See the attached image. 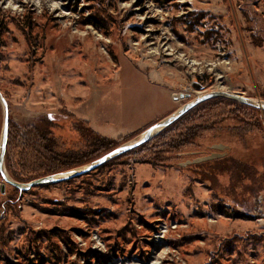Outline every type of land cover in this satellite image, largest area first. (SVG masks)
Segmentation results:
<instances>
[{"label": "rangeland", "instance_id": "374dc122", "mask_svg": "<svg viewBox=\"0 0 264 264\" xmlns=\"http://www.w3.org/2000/svg\"><path fill=\"white\" fill-rule=\"evenodd\" d=\"M0 90L9 179L42 164L24 139L43 117L58 153L87 158L54 173L87 166L199 94L264 101V0H0ZM156 135L29 189L0 171V264H264V111L211 103Z\"/></svg>", "mask_w": 264, "mask_h": 264}, {"label": "trees", "instance_id": "16d2710c", "mask_svg": "<svg viewBox=\"0 0 264 264\" xmlns=\"http://www.w3.org/2000/svg\"><path fill=\"white\" fill-rule=\"evenodd\" d=\"M219 102H231L235 105H242V106H246L248 108H252L253 110H257L258 108L247 104L245 102H240L239 100H235L234 98H230L227 96H214V97H210L207 98L201 102H199L198 104H196L195 106H193L192 108H190L188 111H186L184 114H182L179 118H177L173 123H171L170 125H168L167 127H165L163 130H161L158 135L156 136H161L165 133H168L170 130H172L173 128H175L178 124H184V122H188L189 119H191L193 116H196L198 113H200L203 109H205L207 107L208 104L211 103H219ZM1 100H0V117H1ZM226 116V114L224 113H220L218 115H213L212 117L206 119L204 118L202 121L199 122H195V123H191L190 125H187L186 128H184V130H182L180 132V134L184 131V133H182L181 135V142L182 144L184 143H188L189 140L193 139L194 137L197 136V134L200 131L206 130L209 127H212L214 121L216 120H223ZM53 125V122L51 121L50 118L48 117H43L39 123H37L34 127H33V131L30 133V135H32V139L28 138V139H24L26 145L28 146L27 142L33 147L34 150V156L36 157L37 155H39V158L42 160V164L40 166H38L37 168L34 169H30L29 174L30 177H24L20 174H17L18 176L15 175V173L12 170L11 164L7 163V166L9 168V170H11V172L14 174V176L16 177L17 180H21L22 178H26L27 180L30 181V179L32 180V178L36 177H42V176H46V175H50V174H55L54 172L56 170H58L57 167H60L61 169H66L69 168L71 166H74L76 164H79L81 162H84L83 160H87L86 159H79V157L77 158L75 155L73 154H60L56 151V146H57V142H56V138L55 136L52 135L53 131L51 130V127ZM177 135V136H178ZM155 136V137H156ZM154 138V137H153ZM153 138L149 139L148 141L142 143L141 145L133 148V152L136 153V151H145L146 147L150 144L151 140H153ZM106 142H101L96 144L97 148L96 150H104L105 151H111L113 148H116V144L114 140H107L105 139ZM177 146L171 145L170 148H176ZM165 150V147H163ZM131 150L125 152V153H130ZM95 152V151H94ZM132 152V153H133ZM123 153V155L125 154ZM90 157L89 158H94L93 153H89ZM88 155V154H87ZM120 156V155H119ZM118 157V156H116ZM37 159V157H36ZM148 162H152V159H147ZM63 166V167H62ZM22 174H25L24 172ZM33 178V179H34ZM27 181V182H29ZM21 182V181H20Z\"/></svg>", "mask_w": 264, "mask_h": 264}, {"label": "water", "instance_id": "95a60500", "mask_svg": "<svg viewBox=\"0 0 264 264\" xmlns=\"http://www.w3.org/2000/svg\"><path fill=\"white\" fill-rule=\"evenodd\" d=\"M198 87H201V85H199ZM190 95H191L190 93H180V94L175 93V94H173V98L174 99L184 98V97H189ZM218 95H226V94L211 92V93H207L206 95H204L202 97L196 98V99L186 103L185 105H183L178 110L172 112L171 114H169L168 116H166L162 120H160L157 123L148 127L146 129L143 137H141L140 140L136 141L135 143L133 141H129V142H126L124 144L117 146L116 148L109 151L107 154H105V155L101 156L100 158H98L97 160L89 163L83 170L74 171L72 174H70L66 177L58 178L56 174H50V175L35 178L29 182H19V181L9 179V177L5 174V169H6L5 168V153H6V146H7V142H8V134H9V110H8L7 101H6L5 97L3 96V94L0 90V100L3 104V109H4V120H3L2 134H1V141H0V171H1L2 175L4 176V178H6L11 184H13L16 187H18L19 189H23V190L29 189L33 186H37V185L44 184V183H53V182H58L61 180L69 179L70 177L77 176L82 172L93 169V168L99 166L100 164L108 161L109 159L116 157L120 154H123V153H125L129 150H132L133 148L141 145L142 143L151 139L154 135L158 134L165 127H167L168 125L173 123L177 118H179L182 114H184L191 107L195 106L196 104H198L199 102H201L207 98L218 96ZM226 96H229V97L237 99L241 102H245L247 104L253 105V106L260 108L261 110L264 111V106H261L256 101H254V100L252 101L251 99L244 97L242 95L231 94V95H226ZM155 129L157 130L156 132H155Z\"/></svg>", "mask_w": 264, "mask_h": 264}, {"label": "bare ground", "instance_id": "6f19581e", "mask_svg": "<svg viewBox=\"0 0 264 264\" xmlns=\"http://www.w3.org/2000/svg\"><path fill=\"white\" fill-rule=\"evenodd\" d=\"M214 92H216V91H214ZM201 96H203V95H202V94H199V97H201ZM251 100H252V99H251ZM252 101H253V100H252ZM254 101H256L259 105L264 106V101H258V100H254ZM156 131H157V130L155 129V132H156ZM144 133H145V131L142 132L141 134H139V136H138L137 138H135L134 140H131V141H133V142L135 143L136 141L140 140L141 137H143ZM85 167H86V166H83V167L77 168L76 170H71V171H67V172H61V173H58V174H56V175H57L58 178H60V177H66V176L72 174L74 171H79V170H81V169H84Z\"/></svg>", "mask_w": 264, "mask_h": 264}, {"label": "crops", "instance_id": "0c3cea01", "mask_svg": "<svg viewBox=\"0 0 264 264\" xmlns=\"http://www.w3.org/2000/svg\"><path fill=\"white\" fill-rule=\"evenodd\" d=\"M87 119L91 121L92 126L95 127L97 130H99V132H104L106 134V133H112L113 130L114 132L117 131V129L114 128L110 129V126L106 127L104 123H100L96 120H92L93 118L92 116L90 117L89 114H87Z\"/></svg>", "mask_w": 264, "mask_h": 264}]
</instances>
